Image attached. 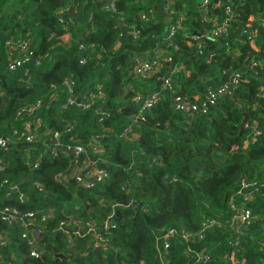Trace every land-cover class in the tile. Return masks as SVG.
I'll list each match as a JSON object with an SVG mask.
<instances>
[{
    "label": "trees",
    "instance_id": "trees-1",
    "mask_svg": "<svg viewBox=\"0 0 264 264\" xmlns=\"http://www.w3.org/2000/svg\"><path fill=\"white\" fill-rule=\"evenodd\" d=\"M226 4L233 10L228 29L218 40L204 36L205 55L199 56L191 37L212 30L199 0H114L113 9L99 0H0V138L6 141L0 148V211L51 215L43 222L35 217L29 228L20 218L13 225L0 219V264H189L196 254L208 257L199 264H264V0H209L210 18L221 22ZM178 14L182 27L168 42ZM126 26L139 36L126 34ZM65 34L68 43L61 40ZM79 37L87 51L77 50ZM23 41L40 64H29L27 73L8 72L9 47ZM157 54L159 73L136 79L132 66ZM234 72L240 75L237 89L206 115L175 111L171 95L156 87L157 78L170 76L176 95L195 100ZM67 80L73 97L100 89L103 98L90 111L63 108ZM152 91L162 94L143 113L145 121L132 126L137 138L120 139L139 109L132 98ZM36 102L41 108L29 120L41 122V131L60 133L63 143L73 136L86 146L101 137L102 181L79 185L70 156L62 150L48 155L49 137L24 141L27 118L19 112ZM98 112L108 114L103 123ZM241 178L259 187L246 204L235 197ZM13 186L17 191L9 190ZM232 202L245 204L253 217L238 233L230 224ZM210 219L220 225L202 233V222ZM61 223L71 242L59 231ZM88 224L102 235L97 247L84 230ZM172 228L196 237L187 253L174 236L161 258L156 239ZM28 232L37 239L38 258L22 236Z\"/></svg>",
    "mask_w": 264,
    "mask_h": 264
},
{
    "label": "built area",
    "instance_id": "built-area-1",
    "mask_svg": "<svg viewBox=\"0 0 264 264\" xmlns=\"http://www.w3.org/2000/svg\"><path fill=\"white\" fill-rule=\"evenodd\" d=\"M113 2L108 6L110 9H113ZM208 6H209V0H199V9L203 19L207 23H211L212 25L211 32L209 34L191 37V39L196 43V54L199 56L205 55L204 43L202 42V38L204 36H208L213 40H218L226 32L231 20L233 19V10L230 4L229 5L226 4L224 7L225 17L221 22H218L216 19L210 18L207 9ZM217 7H219V5H217ZM165 11L167 15H170L172 13L171 11L168 10V8H166ZM183 20H184L183 15L178 14V18L174 20V23H172L168 28L166 41L170 42L172 40L174 34H176V32L182 27ZM126 34H131V37L133 39H136L139 36V32L134 30L131 31V28L129 26H126ZM249 34H250L249 37H251L249 40H252L256 36L254 32L252 34L251 33ZM78 40L79 42H78L77 50L80 52H84L87 48L82 43L83 37H79ZM9 50L12 52L11 55H13V57H10L9 63L7 65L8 72L15 73L18 70H23L25 71V73H27L28 71L27 66L29 64H35V65L40 64L38 59H36L35 55L32 53V51H30L29 43L26 41L13 44L12 47H9ZM84 62L85 59H81V63L83 64ZM251 65L252 66H250V68L252 69L253 66L255 65V62H252ZM160 69H161V63L159 61V57L157 54L152 59H145V60H141V62H137L132 66L130 71L136 79L146 80L159 73ZM157 79L158 81L162 82V86H161L162 90L167 91V93L171 95L172 107L175 111L181 113H187V114L201 113L203 115H206L210 107L216 105V103L221 97L226 95H231L237 89L240 82V75L238 72H234L231 75L229 81L220 85L216 89H208L204 97L195 100H189L179 95H176L171 83L170 76H163ZM65 86L68 87L67 90L69 95L67 96L65 102L62 105L63 108L75 107L76 109L82 112H86L92 109L96 101H99L103 98L100 89H98L95 92H87L81 97H77V96L73 97L71 91L72 86L69 84L68 80L65 82ZM52 89H54V87H52ZM126 89L127 91L130 92L132 91V86H127ZM161 94H162L161 91H152L147 96H144L140 93L134 95V97L132 98V102L135 106L139 107V109L136 116L133 117L131 124L120 132L119 134L120 139L125 141H131L137 138V135L133 132L132 126L137 122L145 121V119L142 116L143 113L146 110L151 109L157 103V101L159 100V96ZM40 108H41V103L36 102L33 105H28L24 107L19 112V115L27 118V121L24 123V130L22 133L24 137V141L28 144H34L40 141L41 139L45 140L46 137L47 138L49 137V140H53V142H52V147L48 149V155L56 156L58 152L62 150L65 153L63 155L70 156L71 167H72L71 169L81 170V171H76L73 174L76 182L79 185H81L84 188H92L93 186H95L97 182L102 181L106 176L105 170L102 169V167L99 165L100 158L97 157L103 151L99 141L101 137L99 135L92 137L86 146L80 145L76 140L77 137L75 139L73 136L68 137L67 141L63 143L61 141L60 133L46 131V130L41 131L40 130L41 122L37 120L35 121L34 119L29 120V117H33V115L38 113ZM98 114H99V120H98L99 123H103L105 118L108 117V114L104 112H100V113L98 112ZM71 130L72 127L69 126L65 133L69 134ZM73 138L75 139L74 143L72 142ZM4 147H6V141L0 138V148H4ZM33 166L36 168L37 163L34 164ZM3 169L4 168L0 166V171H2ZM57 178L59 180L65 179L64 176H57ZM238 185L239 186L236 191L235 197L241 199V201H243L245 204L255 199L259 189L258 186H255L254 184L247 182L244 178L240 179ZM33 186H35L36 189L40 190L38 184H34ZM245 204L242 205L240 208H237L233 202L231 204L234 214L230 220V224L234 228L236 233H238L241 228L248 227L253 221L252 212L250 209L246 207ZM17 216L26 218L27 223L23 222V224L25 227L29 228L32 226V221L35 217L40 218V221L43 222L47 220L48 217L51 215L50 213H44V212H41L40 214L28 213L25 215H20L15 210H10L7 208L0 211L1 221L8 225H13V223H15V221L19 219L17 218ZM220 222L221 220H214V219H210L202 222L201 232L203 233V231L206 230L207 228L213 226H219ZM65 226H66L65 223H61L59 230L67 234L68 236L67 240L68 242H71V237H69L68 234L71 231L66 230L67 227ZM105 228H107V225H105ZM84 230L86 233H91L95 237V241L93 245L94 247H97L100 243L103 242L102 235H97L95 233V229L91 224H88ZM32 231L33 233L36 232V234H38L37 231L34 230ZM78 232L82 233L83 230H77L76 233ZM176 235L181 237L180 239L183 241V243L184 242L186 243L187 253L190 252L189 242L194 240L196 236H191L187 234L185 231H181L180 233H178L175 229L172 228L159 235V237H157L156 239L158 251L161 258L163 257L164 253H166L169 250L170 240ZM22 236L26 237L28 240L27 244L30 248V256L33 258H38L40 253L37 248V239L34 236V234H32V232H28ZM198 236L202 237L201 235ZM235 245H237V241ZM207 260H208L207 256H204L202 254H196L194 261L189 264H199Z\"/></svg>",
    "mask_w": 264,
    "mask_h": 264
},
{
    "label": "water",
    "instance_id": "water-1",
    "mask_svg": "<svg viewBox=\"0 0 264 264\" xmlns=\"http://www.w3.org/2000/svg\"><path fill=\"white\" fill-rule=\"evenodd\" d=\"M70 13H73V8L70 9ZM138 62H141V59H140ZM167 66H168V65H167ZM167 71H169V70H167ZM161 86H162V82L159 81V82L157 83L156 87L158 88V87H161ZM247 119H248V118H247V115L245 114V115H244V118H243V120H242V122H241V124H240V130H241V131L244 130V125L246 124ZM17 218H20V219L23 220L24 223H27V219H26V218H22V217H20V216H17ZM68 232H69V231H68ZM0 233H1V232H0ZM58 257H62V255H58Z\"/></svg>",
    "mask_w": 264,
    "mask_h": 264
},
{
    "label": "crops",
    "instance_id": "crops-1",
    "mask_svg": "<svg viewBox=\"0 0 264 264\" xmlns=\"http://www.w3.org/2000/svg\"><path fill=\"white\" fill-rule=\"evenodd\" d=\"M99 1H100L99 3H101L102 6H106V7H108V6H109L114 0H99ZM61 40H62L63 43H68L69 40H70V35L65 34V35L61 38ZM200 97H201V96H199V95L195 96L196 99H197V98H200Z\"/></svg>",
    "mask_w": 264,
    "mask_h": 264
},
{
    "label": "rangeland",
    "instance_id": "rangeland-1",
    "mask_svg": "<svg viewBox=\"0 0 264 264\" xmlns=\"http://www.w3.org/2000/svg\"><path fill=\"white\" fill-rule=\"evenodd\" d=\"M100 2V1H99ZM100 5H101V3H100ZM67 22V21H66ZM85 51H87V50H85ZM158 57H160L159 55H158ZM69 127V125H66V128H65V131L64 132H66L67 131V128ZM76 171H81V170H76V169H72V175L76 172ZM16 189V187L15 186H13V187H10L9 188V190H14V191H17V190H15ZM10 210H13V209H10ZM48 212H50V211H46V212H44V213H48ZM108 219H110V218H108ZM30 224V223H29ZM106 225H107V223H106ZM60 231V230H59ZM62 232V231H61ZM63 233V232H62ZM97 235H101L100 233H97V232H95ZM65 234V233H64ZM67 235V234H66ZM68 237V236H67ZM0 240H2V239H0Z\"/></svg>",
    "mask_w": 264,
    "mask_h": 264
}]
</instances>
